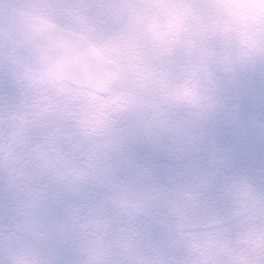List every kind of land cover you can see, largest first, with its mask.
Masks as SVG:
<instances>
[{"label": "clouds", "instance_id": "9594fccd", "mask_svg": "<svg viewBox=\"0 0 264 264\" xmlns=\"http://www.w3.org/2000/svg\"><path fill=\"white\" fill-rule=\"evenodd\" d=\"M0 264H264V0H0Z\"/></svg>", "mask_w": 264, "mask_h": 264}]
</instances>
